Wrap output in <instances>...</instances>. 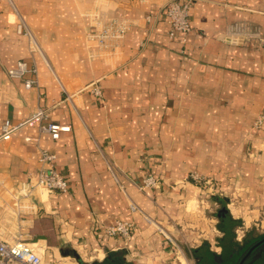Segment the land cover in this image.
<instances>
[{
  "label": "crops",
  "instance_id": "1",
  "mask_svg": "<svg viewBox=\"0 0 264 264\" xmlns=\"http://www.w3.org/2000/svg\"><path fill=\"white\" fill-rule=\"evenodd\" d=\"M167 1L0 0V133L22 124L0 139V238L42 264H264V0H195L185 41ZM92 5L131 20L116 48L88 43ZM236 22L251 34L231 42ZM20 59L38 69L33 88L7 72ZM38 108L49 117L30 120ZM47 121L71 131L53 139ZM40 147L69 190L35 187L17 213L11 191L34 181ZM149 173L159 185L141 189ZM120 219L129 241L104 230Z\"/></svg>",
  "mask_w": 264,
  "mask_h": 264
},
{
  "label": "built area",
  "instance_id": "2",
  "mask_svg": "<svg viewBox=\"0 0 264 264\" xmlns=\"http://www.w3.org/2000/svg\"><path fill=\"white\" fill-rule=\"evenodd\" d=\"M146 1V0H138ZM195 0H169L166 2L167 22L169 24V35L174 37L181 33L186 40V35L192 31L190 10ZM95 9L88 11L90 19V29L87 32V38L93 41L102 50H112L118 46L126 37L132 28V22L128 18L112 16L105 12L101 6L94 5ZM153 19V15L146 16V20ZM17 32L29 38L31 48H38V41L28 26L27 22L18 16ZM244 34L251 33L245 30L242 23H233L228 27L227 38L231 42L238 41ZM148 38L141 42L143 49L147 45ZM12 78L21 79L26 88L30 89L37 85L38 69L34 64L27 60L20 59L16 65L7 70ZM92 92L101 97V87L97 84L91 86ZM49 117L48 109L38 108L30 118L33 121H42ZM264 116H260L255 125L260 127L263 124ZM22 124H14L6 119L1 126L0 139L9 138L17 128ZM70 124H62L56 121H47L42 124L41 129L47 131L53 139L60 138L64 132L71 131ZM41 167L34 174V181L28 183L25 187H19L18 190L11 191L16 212L25 213L34 210L35 206L30 201L31 190L35 187L46 189L50 192H67L69 190V181L65 174L60 172L55 166L56 154L47 148H39ZM197 179L198 175L193 176ZM198 180V179H197ZM159 185V178L149 173L140 184L141 189L155 188ZM133 210L139 209L134 203L131 204ZM104 230L110 235H122L127 241L132 238L133 223L128 220H117L114 224L104 227ZM170 239V237H168ZM42 256L38 250L30 246L28 242L20 237L12 241L0 238V264H42Z\"/></svg>",
  "mask_w": 264,
  "mask_h": 264
},
{
  "label": "rangeland",
  "instance_id": "3",
  "mask_svg": "<svg viewBox=\"0 0 264 264\" xmlns=\"http://www.w3.org/2000/svg\"><path fill=\"white\" fill-rule=\"evenodd\" d=\"M93 9H95V6L94 5H92L90 8H89V10L88 11H90V10H93ZM105 11V10H104ZM90 29V22H89V27H88V30ZM88 30H87V32H88ZM86 39H87V41H88V43L89 44H91V45H93V46H95V47H97L98 49H100L93 41H91V40H89L88 38H87V33H86ZM198 175V174H197ZM198 179V180H197ZM197 181H200L202 178L198 175V177H197Z\"/></svg>",
  "mask_w": 264,
  "mask_h": 264
},
{
  "label": "trees",
  "instance_id": "4",
  "mask_svg": "<svg viewBox=\"0 0 264 264\" xmlns=\"http://www.w3.org/2000/svg\"><path fill=\"white\" fill-rule=\"evenodd\" d=\"M244 264H259L258 260L256 258L254 259H247V261Z\"/></svg>",
  "mask_w": 264,
  "mask_h": 264
}]
</instances>
